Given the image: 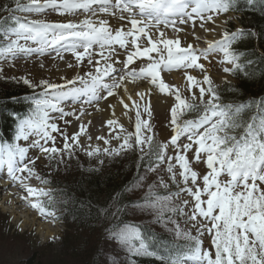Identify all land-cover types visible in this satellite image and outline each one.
<instances>
[{
  "label": "snow or ice",
  "instance_id": "6c2138e0",
  "mask_svg": "<svg viewBox=\"0 0 264 264\" xmlns=\"http://www.w3.org/2000/svg\"><path fill=\"white\" fill-rule=\"evenodd\" d=\"M247 2L255 6L257 0ZM258 2L264 12V0ZM239 10V0L0 3V59L50 57L74 72L70 78L60 75L61 82L19 78L18 82L33 90L28 98L32 111L16 118L13 142L0 141V167H6L7 177L22 190L20 200L27 201L41 216L53 215L49 211L55 203L51 191L31 184L32 179L40 185L50 183L39 174L36 164L46 159L59 167L66 157H73L87 125L81 124L79 131L69 135L56 121L67 126L71 124L66 119L69 116L79 121L91 115L83 108L79 114L66 111L68 102L88 105L111 112L112 118L105 125L120 143L104 147L106 156L133 152L139 154V161L147 160L144 175H138L130 189L144 194L129 198L128 203L119 197L121 207H105L99 215L116 219L121 213H139L163 224L182 241L174 249H156L146 243L138 226H115L108 234L116 257L112 264H137V257H153L159 264H264V100L226 101L223 92L232 89H222L202 62L222 55L219 62L225 65L226 86L230 83L227 76L242 71L244 57L236 46L257 33L226 27L238 19L230 14ZM50 13L77 19L38 18ZM189 31L197 43L198 32L204 33L206 47L182 42ZM174 70L183 71L186 94L162 75ZM189 70L199 72L202 78ZM141 84L145 91L129 92L130 85ZM154 89L173 98L171 131L165 140L156 139L150 122L149 98ZM101 102H108L106 109ZM117 108L129 121L134 112V131L121 122ZM54 134L62 137V148L56 146ZM97 139L110 144L104 137ZM30 150L37 155H30ZM100 151L96 147L86 154L93 157ZM104 162L99 160L101 165ZM205 237L210 240L208 248L204 247ZM121 255L126 259L120 260Z\"/></svg>",
  "mask_w": 264,
  "mask_h": 264
},
{
  "label": "rangeland",
  "instance_id": "374dc122",
  "mask_svg": "<svg viewBox=\"0 0 264 264\" xmlns=\"http://www.w3.org/2000/svg\"><path fill=\"white\" fill-rule=\"evenodd\" d=\"M38 18L45 19L47 21H59L61 20L59 18L62 17L56 15L55 13H50L47 16H41ZM65 19L77 18L66 17ZM198 35H200L199 43H197L194 39H192V41H188L185 38L182 42H192L198 47H205L206 44L203 43L202 40L203 33L198 32ZM189 37L193 38L190 36V31L188 33V38ZM66 59L71 58L67 57ZM221 59L222 55H216L210 57L209 61H202L205 63L206 70L211 76L214 77L215 82L218 85L223 81V77L225 76V74L222 72V67L225 65H222L219 62ZM11 62V65L6 66V64L9 63H6V61L0 59V68L3 69L0 74L4 76L16 77L17 80H19L21 76H26L32 79L34 82H37L39 79L43 78H50L53 80V82H61L59 79L60 75H66L69 78L74 75L73 70L66 69L63 62L53 61L50 57H33L27 60L20 58ZM41 63L44 64L43 68L40 67ZM176 72L183 76L182 70H177ZM190 72L194 73V75H197L198 78H202V74L199 72L195 70H191ZM229 78L230 77L227 76L228 80ZM177 87L182 93L186 94V79L182 84H178ZM193 91L198 92L197 89H193ZM152 101L150 102L152 109L150 122L154 128V131L156 132V139L165 140L170 136L171 129L168 125L170 120V107L173 102L165 104V107L157 108L152 104ZM64 107L66 111H75L77 114H79L77 111L78 106H75L70 102L65 104ZM90 111H95V113L89 117L86 114V116L81 117L79 121H77L74 116L67 117L66 119L71 121V124L67 126L64 125L63 121L58 119L56 122L69 135L79 131L81 124L87 125V130L80 137V146L77 149L79 152L82 151L84 155L87 156V151L92 150V148L99 147L101 151L98 155H102L104 154V147H118L120 142L115 139H110L109 136L111 135H108L109 129L105 125V121L107 119L103 117L101 111H96L93 107H91ZM117 116L120 117L121 122L125 124L127 130L134 131V112L132 113L133 119L131 121H129L127 117L123 119L121 114ZM145 118H147L146 114ZM88 121H91V123L89 124ZM96 124H101L102 126L97 127ZM101 127L104 129L100 130ZM96 131L103 133V135H98L97 137H106V139L110 141V144L105 145L103 140H98L97 137L94 138ZM54 135H57L56 145L62 148V137H60L58 134ZM89 136L92 137L91 140L88 139ZM21 143L24 144L25 142ZM34 153L37 155L35 150H30V155ZM37 162H41L40 167L44 165L40 172L44 178L51 179L53 177H59V175H55V171L59 170L60 167L55 165L52 167V170H50L49 167L55 163L54 161L49 162L47 160L41 159ZM63 166L64 168L67 167V162H65ZM5 168L6 167H4V169L0 168V173L4 174L6 171ZM144 173L145 171L142 173V175H144ZM142 175L140 174V176ZM149 176H151V174H149ZM31 181L35 183V179H32ZM174 190L175 189H173V191ZM143 194L144 192L141 190H136L135 193L130 192L131 198L141 197ZM10 210L11 206L9 204L4 202L0 204V264H28L30 259H34L41 264H85L86 261H88V264H105V261H107V264H112V261L116 259V257L112 254L113 245L108 242L110 240V236L108 234L103 235V238H101V231L81 230L78 231L80 232V236L74 238L72 233L75 232L73 229H68V225H64L60 220H57L56 211L49 210L53 213V215L41 216L36 210V215L39 216V219L36 220V222L39 223L32 224L31 218L34 216L29 210L18 212L16 215V218L18 217V219L13 216V213ZM129 215L134 221L147 223L157 230L165 231L174 236L173 233L169 232L163 224H156L153 219H150L147 216L140 215L139 213L134 214L131 211H129ZM23 220H29V223L27 225H23ZM40 224L50 225L54 229V235L44 238L43 231L38 228ZM209 246L210 240L205 237L204 247L208 248ZM119 259L125 260L126 257L121 255Z\"/></svg>",
  "mask_w": 264,
  "mask_h": 264
},
{
  "label": "trees",
  "instance_id": "16d2710c",
  "mask_svg": "<svg viewBox=\"0 0 264 264\" xmlns=\"http://www.w3.org/2000/svg\"><path fill=\"white\" fill-rule=\"evenodd\" d=\"M7 0H0V3ZM240 21L247 29L255 30L257 37L244 38L236 47L244 57L242 71L236 75V82L220 85L225 90L223 96L226 101L250 102L264 100V55L253 51L250 44L257 38L264 53V12L260 9L257 0L255 6L249 5L247 0H240ZM247 73V75H245ZM0 77V141L13 142L16 122L13 115L20 110L24 111L23 97L29 95L30 89L22 81ZM99 168L88 167L85 162L73 163L70 169L60 171L63 174L57 180L51 181L57 189L59 199V217L73 229L74 238L80 236L78 231L112 230L115 226L129 224V212L121 213L118 218L104 219L99 210L105 207H121L117 198L123 197V203H128L132 183L137 179L139 172L147 168V160L139 161L136 153H122L120 156L106 157ZM139 165V167H138ZM140 171V173L142 172ZM129 194V195H128ZM130 196V197H129ZM145 240L153 248L167 247L174 249L176 240L166 233L154 230L147 224H137ZM137 264H159L153 257H137ZM28 264H41L30 259ZM88 264V261L85 262Z\"/></svg>",
  "mask_w": 264,
  "mask_h": 264
},
{
  "label": "bare ground",
  "instance_id": "6f19581e",
  "mask_svg": "<svg viewBox=\"0 0 264 264\" xmlns=\"http://www.w3.org/2000/svg\"><path fill=\"white\" fill-rule=\"evenodd\" d=\"M203 37L206 39L205 34L203 35ZM207 38L211 39V37H207ZM249 46H250V49L252 52L251 54H253V51H255L260 55H264L262 47L260 46L259 40L257 38H255L253 40V44H250ZM184 80H185L184 77L179 76L178 74H171V75L166 77V82H168V83L173 82L172 84H174V85H177L179 82H183ZM145 90H146V86L143 84H141L140 86H137V85H130L129 86V92L133 93V94L136 91H145ZM156 92H159V91L153 90L151 93V96L149 98L150 100H153L152 104L155 105V107H157V108L158 107H165V104L173 102L172 97L167 96V95L162 94V93L158 96H153V93H156ZM152 96H153V98H152ZM109 101H111L112 103H116V100L114 98H109ZM107 103L108 102H101L102 109H106ZM101 113L105 119L112 118L110 111L102 110ZM119 114H120V109L117 108V115H119ZM96 116H94V117H96ZM125 118L126 117H123V119H125ZM96 126L98 127V126H102V125L96 124ZM103 129H104L103 127L100 128V130H103ZM99 131L95 132L94 138H96L98 135H103V133L99 132ZM32 185L35 186L34 184H32ZM22 194H23L22 190L19 187H17L15 184H13V182L9 178H6V180L0 179V204L2 202L9 204L11 206L10 211H12L13 216L15 218H16V215L18 214V212H21L24 210H29L31 212V214L34 216L31 218L32 219L31 223L32 224L39 223V222H36V220L39 219V216L36 215L37 214L36 210L35 209L33 210L27 201L20 200L19 197ZM34 211H35V213H34ZM16 219H18V217ZM28 223H29V220H23V225H27ZM38 228L43 231V237L44 238L49 237L51 235H54V229L50 225L40 224V226Z\"/></svg>",
  "mask_w": 264,
  "mask_h": 264
}]
</instances>
